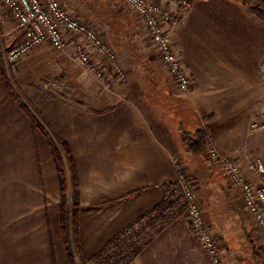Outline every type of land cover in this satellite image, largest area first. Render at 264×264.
<instances>
[{
    "label": "crops",
    "instance_id": "crops-1",
    "mask_svg": "<svg viewBox=\"0 0 264 264\" xmlns=\"http://www.w3.org/2000/svg\"><path fill=\"white\" fill-rule=\"evenodd\" d=\"M172 9L179 7L173 4ZM2 10L0 0V264H70L61 220L46 213L54 210L48 201L58 186L43 168L38 185L39 164L53 162L52 142L46 132L39 133L38 120L45 129L53 128L55 102L38 90L41 80L29 76L44 58L45 44L10 64L6 50L23 39L24 31ZM166 29L195 79L193 93L179 92L164 64L161 74L158 65L146 72L132 59L129 47L130 60L120 58L130 75L127 81L105 89L98 78H78L76 100L56 109L61 122L57 130L72 148L82 211L94 204L101 217L95 215L90 223L81 216L86 223L81 228L85 255L96 254L119 230L163 207L175 186L176 160L195 180L210 213L207 222L218 226L221 220H237L233 211L243 207L239 195L206 155L188 150L182 131L206 128L211 143L238 158L251 181L264 183L252 167L250 147L255 145L247 134L259 121L262 126L254 130L264 132L262 21L238 0H200L182 23ZM75 43L70 46L74 52ZM136 49L144 50L143 44ZM135 63L146 73L137 71L142 78H135ZM182 105L191 111L188 119ZM227 211L233 219L226 218ZM188 233L186 222H169L130 264H213L208 253L192 246L195 240Z\"/></svg>",
    "mask_w": 264,
    "mask_h": 264
},
{
    "label": "rangeland",
    "instance_id": "rangeland-1",
    "mask_svg": "<svg viewBox=\"0 0 264 264\" xmlns=\"http://www.w3.org/2000/svg\"><path fill=\"white\" fill-rule=\"evenodd\" d=\"M61 1L66 8L71 10V12L75 17L94 26L98 30V32L105 37L107 42H109L112 46L115 47V49L117 50L118 61L126 76V79L122 80L123 82L127 81V78H130V75L127 74L126 69H124L125 67L121 63L120 58L121 59L124 58V60L127 61L130 60L129 59L130 55L127 56V52H126V49H129V47L133 49L134 57H132V59L136 61L138 66H141L143 69H145V71L146 69H149L151 70V72H154L156 68L155 65H158L157 74H161V70L159 67L163 66V62L158 52L156 51V48L153 44V40L148 34V31L144 26L142 20L139 19L138 17H135V15L132 12V9L129 6H127L120 0H61ZM246 1L256 6L260 5V2L258 0H246ZM262 1L264 2V0ZM262 23L264 25L263 21ZM74 41H76L77 43V44L75 43V46H77L80 43V40L76 38L74 39ZM139 43L143 44L144 50L137 51L136 46H138ZM41 47H43L42 53L44 54L43 55L44 58H42L38 64L36 63L35 71L33 70L31 72L29 78H38L39 82L41 80V83L37 82L38 83L37 87H39L38 90L43 89L46 92L47 96L48 95L50 96L51 94V96L54 98L55 108L53 111L54 114L52 116L54 119L53 120L54 124L52 129L50 130L49 128L45 129V125H42L40 120H38L39 133L44 134V132H46L45 134L50 139L49 141L52 142V151L54 148V152H52L53 162L39 164L38 185H40V183L42 182L40 177L42 175L41 169L43 168L48 173V176L50 175L51 177H53L54 180L53 185L55 187L58 186L57 189L54 188L55 195L53 200H50L49 198L50 202L48 201V203L50 204L48 205V207L50 206L54 210H51L50 212L47 211L46 212L47 217L52 216V218L54 219L61 220V233L69 257L71 255L76 260L77 264H92L93 263L92 260L108 246L112 245L115 248L117 247V244L120 243L119 237L121 234H124V236L126 237H129L130 234L127 232L126 229L127 227L119 230L118 233L115 235V237L105 244L102 250L91 256L85 255L84 257L86 258L87 262L86 263L81 262L80 260L81 253L79 252L80 247H82V250L84 251L83 238H82L83 234L81 228L83 224L86 225V223L83 222V220L81 221V216L83 215L86 221L88 220L90 221V223H93L95 219V215L100 217V214H95V212L93 211L94 204L84 205L86 210L82 211L83 206L81 204L82 197L80 193V187H77L76 184L74 183L76 170L72 162H70L71 158L69 157L67 152L66 153L64 152L63 145L65 141H63L61 133L57 130V127L61 126V122L60 119L58 118V116L60 115H58L56 109L57 108L59 109L60 107L64 106L63 102L68 101L69 103L70 102L73 103L74 100H76V95L78 92V86H77L78 78H92V77L96 78V77L93 72H91L85 65H82L77 60L75 56L76 52H74L75 51L74 47L73 48L69 47L66 50H60L52 47L49 43H46ZM38 48L40 47L38 46ZM99 61H100L99 58L97 57L93 58V62L98 63ZM136 63H135L136 68L132 67L131 69L134 68L133 73L135 74V78H142L141 76L139 77L137 76V71H140L139 74L146 75V73H143L144 71L142 69L137 70L138 66L136 65ZM131 66L133 65L131 64ZM107 72L110 73L109 70H107ZM164 72L165 70H163V73ZM167 77H169V75ZM20 78H25V76ZM153 78H159V76L155 74ZM160 78L162 79L165 77H162L161 75ZM117 81H121V79L120 78L117 79L115 83ZM193 81H194V85H193L192 93L194 92V90H196L194 78ZM50 82H56L62 84L63 89L59 91L54 88L47 87L46 85L49 84ZM190 91L181 92V93L189 94ZM45 97L46 96L44 95L42 98H39V100ZM23 102L24 101H22L21 104L24 106ZM26 102L29 104L32 101L31 99L27 98ZM188 113L189 114L191 113L190 109L187 106L184 107L182 105V114L183 116L185 115L187 119H188ZM261 124L262 121H259V125ZM250 129L251 131H248L247 134H249V139L255 145L254 147H250L251 152L254 154V155L252 154L251 159L253 161L252 167L255 171L254 168L255 159L257 157H261L264 160V132L258 130L255 131L252 125ZM256 129H258V127ZM55 152H57L58 154L55 155ZM57 160L59 161L60 165H58ZM61 171L63 172V176L61 174ZM222 177L225 180L227 187L231 190H234L239 195L238 197L242 201L240 192L237 191V189L233 187L232 184L229 183L228 179L225 176L222 175ZM192 181L196 185L195 180L192 179ZM175 184H176V180H175ZM175 188L176 186H173L171 188V191L173 190L174 192ZM171 191H169V193ZM172 197H173V201L170 204L165 202L163 207L156 212L157 215L154 217V221H153V224H155L156 226L155 228L152 229V232H154V237L152 238V240L163 231V229L169 224V222L173 220L178 219L188 224L186 216L184 214V210L183 213L181 210L183 209L184 205H181L182 201H181L180 193L176 192L175 195H173ZM241 204L243 206L241 209L236 208L233 211V213L237 216L236 221L233 220L232 223L229 222L224 223V221L221 220L218 222L219 225L216 226L214 223H212V220H209V222H207L210 213L206 205L203 203L204 210L206 212L205 214L206 222L208 225L211 223L212 226L211 225L209 226L213 228L214 231L217 233L220 254L221 256H225L223 257L224 264H228L227 261L229 260L233 261L234 264H264V243L261 241V238L264 239V235L257 228V225H255L252 215H250V213L244 207L243 202ZM169 207H172L173 209L169 210ZM179 212H181L182 214ZM228 213H229L228 211L225 212L226 218L233 219L232 218L233 215H230ZM103 214L104 211H102V216L104 217ZM188 227H189V233L187 235L190 236L191 238H194L195 240L192 243V246L196 245L198 250L202 249L205 251V249L200 245V243L194 237L189 225ZM89 228L91 229V231H93V228H91L90 226ZM91 233L92 232H90V234ZM256 240L258 242H256ZM197 248L195 249V251L197 254H200L199 251H197ZM258 252L259 254L262 255L258 256L257 255ZM227 256H230V258L232 259H229ZM115 257H113L112 260L117 264H130L137 256L129 263L125 259L116 260ZM211 260L213 264H216L212 258ZM104 261L105 258H101L98 263L99 264L105 263Z\"/></svg>",
    "mask_w": 264,
    "mask_h": 264
},
{
    "label": "built area",
    "instance_id": "built-area-1",
    "mask_svg": "<svg viewBox=\"0 0 264 264\" xmlns=\"http://www.w3.org/2000/svg\"><path fill=\"white\" fill-rule=\"evenodd\" d=\"M120 1L138 14L139 19L144 23L156 51L179 91L192 90L193 77L183 62L181 51L174 48L173 38L166 28L168 25L182 23L185 14L200 0ZM173 4L178 5V11L172 9ZM2 6L18 27L24 31L23 39L11 45L6 52L10 64H17L36 47L46 43L54 48L66 50L75 43L76 38L80 40L75 54L77 60L94 73L105 89H111L119 78L126 79L115 47L107 42L94 26L75 17L61 0H2ZM94 57L99 58L100 61L93 62ZM46 86L59 91L63 89V85L56 82H50ZM252 127L256 129L259 125L255 122ZM206 156L218 167L229 183L240 192L244 207L252 215L255 224L264 235V183L257 184L251 181L245 174L239 159L223 154L212 143ZM175 168L176 188L174 192L172 190L167 195L166 202L170 204L173 201L172 196L176 192L180 193L183 203L181 205H184V214L194 237L216 264H224L217 233L206 222V212L196 185L186 168L178 160L175 161ZM254 168L258 176L263 178V158L255 159ZM172 209L169 207V210ZM156 212L146 214L132 224L134 228L129 231V234L133 235L134 240H138L139 244L154 237L152 229L156 226L153 224Z\"/></svg>",
    "mask_w": 264,
    "mask_h": 264
},
{
    "label": "trees",
    "instance_id": "trees-1",
    "mask_svg": "<svg viewBox=\"0 0 264 264\" xmlns=\"http://www.w3.org/2000/svg\"><path fill=\"white\" fill-rule=\"evenodd\" d=\"M260 2V5L256 6L253 5L251 3H249L246 0H238V2L246 7L253 15H255L258 19H260L261 21L264 22V2L262 0H258ZM182 136L184 141L187 143L188 145V150L195 154V155H200V156H204L206 155V152L209 148V146L211 145V136L210 133L207 131L206 128H201L198 129L194 132H190V131H182ZM64 148V152L69 155V157L71 158V161L75 170H76V165L73 159V153H72V148L70 147V145L68 143H64L63 145ZM53 152H54V148H53ZM58 153L55 152V155H57ZM58 165H60L59 161L57 160ZM77 171H75V180L74 183L76 184V186L78 187V179H77ZM61 174L63 176V172L61 171ZM63 179V177H62ZM64 183V180H63ZM77 190V188H76ZM182 211L184 210L181 209ZM134 227L132 225L128 226L127 232L129 233L130 230H132ZM136 234V233H135ZM136 235H139V233H137ZM118 240V239H117ZM152 240V239H151ZM148 240L142 244L138 243V240H134L133 235H130L129 237L124 236V234H121L119 237V242L117 244V247H113L112 245L108 246L106 249H104L100 254H98L93 260H92V264H99L98 262L100 261L101 258H105V263H101V264H117L116 262H113V257H115V259H125L128 263L131 262L139 253L140 251L151 241ZM118 242V241H117ZM121 244V245H120ZM118 248V249H117ZM79 252L81 253V257L80 260L82 263H86V258L84 251L82 250V247H80ZM258 256L262 255L259 254V252L257 253ZM70 260V264H77L76 260L70 255L69 257Z\"/></svg>",
    "mask_w": 264,
    "mask_h": 264
}]
</instances>
